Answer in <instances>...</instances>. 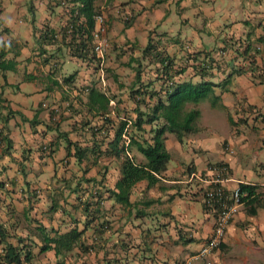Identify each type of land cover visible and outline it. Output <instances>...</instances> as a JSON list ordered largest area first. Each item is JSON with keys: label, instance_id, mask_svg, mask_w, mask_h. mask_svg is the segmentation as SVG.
I'll use <instances>...</instances> for the list:
<instances>
[{"label": "crops", "instance_id": "obj_1", "mask_svg": "<svg viewBox=\"0 0 264 264\" xmlns=\"http://www.w3.org/2000/svg\"><path fill=\"white\" fill-rule=\"evenodd\" d=\"M97 5L107 27L103 70L96 58L89 63L72 56L66 39L60 38L71 4L0 0L1 61L13 68L0 70V120L11 141L8 153H0V193L19 197L23 203L25 228L16 234L26 237L32 251H39L41 245L39 226L48 232L83 230L86 217L80 201L88 191L102 194L104 217L97 224L106 220L108 228L95 237L94 223L87 226L84 241L94 243V250L82 254L76 248L63 264H78L76 256L86 264H183L213 231L215 216L203 198L209 181L221 176V186L227 191L239 184L264 187V0H104ZM124 14L128 21L122 19ZM79 20L84 23L83 18ZM125 22H129L127 27ZM45 27L59 36L51 44L39 38ZM226 39L251 43L259 51L253 60L262 74H254L248 59L225 47ZM148 41L180 65H186L185 58L192 54L211 52L220 68L214 65L212 74L203 80L218 85L214 95L219 101L215 107L209 101L189 105L200 117L182 143L166 134L170 162L158 184L147 189L140 182L134 187L131 200L142 212L136 217L134 210L130 216L106 192L114 189L124 159L110 152L108 144L114 134L107 122L111 118L117 123L116 108L121 116L134 118L137 105L130 100V92L137 85L131 60L142 57ZM142 62L141 81L154 80L156 66ZM237 69L243 72L232 74ZM184 80L200 81L188 67ZM154 87L159 89L160 83ZM91 89L110 99L108 112L87 104ZM147 102L152 105L154 99ZM47 144L52 145V152L43 154L41 146ZM218 164L227 167L225 176L217 172ZM86 179H95V184ZM75 188L78 196L71 192ZM54 199L64 213L50 211ZM14 222L0 221L6 227ZM245 223L249 231L241 228ZM236 233L241 237L248 233L251 241L263 240L264 210L248 217L240 207L219 249L205 261L191 264H264L261 247L242 245L221 251L227 249V242L233 245ZM37 257H41L40 264H58L53 251L36 252Z\"/></svg>", "mask_w": 264, "mask_h": 264}, {"label": "trees", "instance_id": "obj_2", "mask_svg": "<svg viewBox=\"0 0 264 264\" xmlns=\"http://www.w3.org/2000/svg\"><path fill=\"white\" fill-rule=\"evenodd\" d=\"M97 1L49 0L54 6L63 5L66 2L72 5L69 22L60 38L66 39L71 55L83 62L88 60L91 63L95 59L91 56L90 43L91 34L95 26V17L101 15ZM29 12L33 22V11L30 9ZM79 18H83L85 24L81 23ZM128 25L129 22H125V26L127 27ZM68 26L73 28L70 33H68ZM58 37L57 33L47 27L39 35L40 40L42 39V41L50 44ZM232 39L224 40L225 47H229L236 56L248 59V67L251 71L254 74L258 72V75H261L259 67L255 65L253 60L259 51L253 48L251 43ZM243 45L244 47H242ZM142 53L143 55L140 59L131 60L134 63L131 66L135 74L134 86L137 85V88L133 87L130 92V100L137 105L133 110L134 118L128 117L125 113L121 116L116 108L114 114L117 123H113L111 118L110 120L107 119L109 120L107 122L108 128L114 134V138L108 144L110 152L113 151L115 157L122 158L123 156L124 159H121L118 166L120 175L114 189H107L106 192L121 209H128L130 216L134 210L136 217L141 216L142 212L136 209V203L131 200L134 187L140 182H145L147 189L158 184L170 162L171 156L166 149V134H173L176 140L182 143L185 135L194 132V124L200 117L198 110L187 109V106L209 101L210 105L215 107L219 101V97L214 95V87L218 85L203 80V78L212 74L214 65L215 67L218 65L214 63L215 61L213 62V54L211 52L192 54L191 57L185 58L186 65L175 64L165 51L157 48L156 44H151V41H148ZM1 58L2 54L0 52V70H13L12 65L2 62ZM144 60H147L149 64H154L157 68L155 70V79L147 83L141 81L143 77L142 69L145 67L142 62ZM187 67L191 68L192 77H199L200 81L196 83L182 81ZM242 72L241 69H237L232 74H240ZM232 74L228 75L224 83H228L233 76ZM68 79H71V77ZM155 82L160 83L159 89L154 87ZM153 99L154 103L150 105L147 100ZM109 101L110 99L95 89H91L87 96V104L96 107L100 112H108ZM10 114L12 113L8 112V115ZM23 120L25 121L24 118ZM0 124L2 126L0 140L3 141L0 153L7 154L11 149V141L8 138L5 122L0 120ZM124 135L128 139L127 143L123 138ZM41 152L43 154L51 153L52 145H42ZM69 154V151H67V156ZM76 158L79 159L77 155ZM218 165L222 166V164ZM85 182L95 184V179H86ZM2 187L3 183L0 182V190ZM211 187L212 185L208 186L207 189ZM238 189L242 196L240 202L246 216L254 217L257 215L258 210H264V187L239 184ZM76 190L75 188L71 192L76 193ZM86 193L87 197L80 201L82 213L86 217L85 228L83 230L72 228L67 232L60 233L53 230L48 232L46 228L39 226L37 229L41 239L39 251H32V246L26 243V237L15 233V222L9 223L7 227L0 223V264H33L36 252L43 254L49 251L54 252L55 257L58 259V264H63L68 254L76 248L82 254L94 250V243L88 245L84 241L86 227L94 223L93 233L97 237L109 225L106 220H102L101 223L97 224V221L104 217L101 210L102 194L97 190ZM76 194L78 196V192ZM77 196L76 200L79 199ZM57 202V199L52 201L50 211L64 213L65 210ZM50 234L53 235L51 236ZM79 260L80 256H76V263L86 264Z\"/></svg>", "mask_w": 264, "mask_h": 264}, {"label": "built area", "instance_id": "obj_3", "mask_svg": "<svg viewBox=\"0 0 264 264\" xmlns=\"http://www.w3.org/2000/svg\"><path fill=\"white\" fill-rule=\"evenodd\" d=\"M122 19L124 21L129 20V16L124 14ZM72 26H68V33L71 32ZM106 21L102 15L95 17V26L91 34V56L98 60V64L103 70V59L105 51L108 47V41L106 39ZM187 59V58H186ZM185 59V60H186ZM186 63V61H185ZM104 75L100 73V78ZM56 112V111H55ZM2 126L0 124V132ZM123 138L128 142L127 137ZM3 146V141L0 140V147ZM219 174L224 176L228 173V169L225 166H220L217 170ZM191 178L201 180V178L192 176ZM209 185L212 187L204 191V205L215 216L214 227L211 236L201 246L199 251L193 255L190 259H186L183 264H191L193 260L205 261L213 251L218 249L224 241L226 235V229L228 225L235 218L239 208L242 206L240 202V195L238 187L232 191H227L221 186V176L214 177L209 181ZM244 196V195H243Z\"/></svg>", "mask_w": 264, "mask_h": 264}, {"label": "rangeland", "instance_id": "obj_4", "mask_svg": "<svg viewBox=\"0 0 264 264\" xmlns=\"http://www.w3.org/2000/svg\"><path fill=\"white\" fill-rule=\"evenodd\" d=\"M101 4L103 3L104 0H98ZM187 108H190V106L188 105ZM8 199L9 202H6ZM0 200L3 201L0 204V221H3V219H14L15 221V233H20V230H22L23 228H25V222L24 219L22 217L23 214V203L20 202L19 197H9L7 198V193H0ZM8 203V204H7ZM238 213V212H237ZM237 215V214H236ZM247 226V227H246ZM242 229L244 230H250V227H248V224H244L241 226ZM20 229V230H18ZM18 235V234H17ZM244 237H241L238 233H236L231 239H234L233 241V245L230 246L229 242H227V249L226 247L221 251H231L232 248H234L235 250H237V248L242 247V245H244V247H246V245H248V247L250 248H258L261 247V251H264V237L263 240H259V241H251L249 240V238L247 237L248 233H244L243 234ZM241 238V240L239 241V239ZM242 239H248L247 242H243ZM248 243V244H246ZM229 245V246H228ZM243 251H247V250H243ZM41 262V257H37V259H35V261L33 262V264H40ZM195 264V263H194ZM199 264H206L205 262L199 263Z\"/></svg>", "mask_w": 264, "mask_h": 264}, {"label": "clouds", "instance_id": "obj_5", "mask_svg": "<svg viewBox=\"0 0 264 264\" xmlns=\"http://www.w3.org/2000/svg\"><path fill=\"white\" fill-rule=\"evenodd\" d=\"M242 207V206H241ZM219 249V248H218Z\"/></svg>", "mask_w": 264, "mask_h": 264}]
</instances>
